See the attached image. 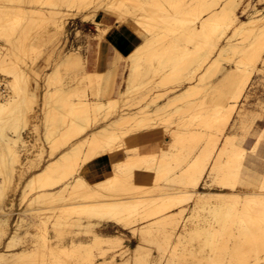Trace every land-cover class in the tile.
I'll list each match as a JSON object with an SVG mask.
<instances>
[{"label": "bare ground", "instance_id": "6f19581e", "mask_svg": "<svg viewBox=\"0 0 264 264\" xmlns=\"http://www.w3.org/2000/svg\"><path fill=\"white\" fill-rule=\"evenodd\" d=\"M0 1H18L21 3L24 0ZM33 1L40 2L42 5L44 3V0ZM90 2L91 0H48V2H46L48 5L61 6L50 7L52 17H50L51 19L48 18L52 21L51 23L53 26L52 30H49L53 44L57 45L60 56V61L56 69L49 73L55 80L59 79L63 72L67 74L68 71H73L70 69L69 64L74 56H78L81 62L79 70L73 71L75 75H78L76 74L77 72L80 73L87 68L86 59L82 57L78 48H70L72 50L66 51L65 46L60 41L61 37H63L61 35L66 32L67 19L81 18L84 12L88 11L87 7L79 6L66 7L65 10H63L62 6L64 7V5L68 4L86 5ZM137 2H139V0H137ZM142 2L149 5L155 4L160 6L149 7L145 10L146 16L150 17L147 23L151 25L153 31L158 34L157 48L143 62L138 61L134 65H129V71L125 79V87L122 90H118L121 98L128 99V95L134 91V89L139 87V85H143V94L140 95L141 97L135 103L137 111L130 110L129 112L127 110L126 112L124 108L119 111L116 109L118 111V114L116 113L117 118L111 124H106L100 129L88 132V128H90L93 123L97 124L98 122L97 118H95L94 122L91 121V112L99 113L107 106V103H104L105 101L102 102V99L100 100V98H97L99 96H104V93L107 95L111 90L113 91V86L111 82L108 90L105 92V89L103 90V87L99 84L93 85L95 82L92 81L98 76L96 77L94 73L90 75V73L86 71V74L80 77L81 81L79 85L82 86L78 87L80 92L77 89L79 93L77 96L81 97L79 101L75 103L68 97L71 91L67 88L64 90V93L62 92L61 96L58 97L57 105L54 107V110L46 111L42 118L47 125L45 132L46 140H49V135L56 131V129L53 128L56 124H67V129L62 136L60 144L62 146H67L69 144H86L89 145L91 151L99 146L102 141L118 134L115 132L118 125L128 124L130 126L138 121H152L156 124H160V121L164 119L160 117V113H164V111L171 106L170 103L172 101L168 100L167 102L161 103L159 100L165 96L171 97L170 95L172 94H177L176 96L173 95L175 97L173 101L185 100L183 104L177 106L175 110L176 114L179 116V121H175V123L180 126V129L174 127V130L176 131V135L180 137L181 150L189 140L190 143L194 141L195 144H197L202 137H204L203 140H205V142L209 139L205 134L199 135V137H196L197 135H191L189 139L186 133L181 129L182 127L189 124L191 125L194 120H198L199 123H204L205 127L213 129L216 126L218 116L229 104L234 103L235 106L232 107L229 112V119L227 121V123H231V119L235 117L234 113H236V107H239L244 95L236 98L235 101H233L230 96L232 101L214 105V100H216L218 94H220L218 90H215L216 88L212 87L211 90L215 91L210 92V88L192 87V85H207V81L211 79H213L214 83L220 76V74L218 75L217 73L219 64L221 62H234L233 56L235 55L241 57L239 65H243V69H245L246 58L243 54L245 53L246 47L254 46L253 50L258 51L261 45L264 44V32L261 31V29L264 28V21H261L258 16H252L250 17L252 22L246 23V26L238 31H232V28L221 31L218 24L214 22L217 10L212 6L216 4H227L229 0H142ZM171 4H179L181 7L170 11L165 5ZM184 5H190L192 7H183ZM45 9L49 10V7H42L38 10L41 16H37H39L40 19L46 15V13L44 14V11H46ZM9 10L10 9H6L5 5H0V25L12 24L17 27L19 20L15 18H11L12 20L7 19L9 17ZM220 11L222 12L223 9H220ZM173 12L178 14V18L181 21L194 20L195 22L191 24V28L194 31H189L187 24L172 22L169 18ZM11 16L13 17L15 15L13 14ZM205 16L210 17V19L205 23H198L199 20ZM58 21L62 22L59 32L57 30ZM238 38L242 41L236 43L235 41ZM249 39V44L248 42L247 44H242ZM225 56L231 58L225 59ZM194 65L197 66L196 70L192 68ZM202 68L203 70L199 74V77L198 75L196 76V71ZM224 70L225 68H223L221 72ZM227 70L229 71V69ZM0 72L8 78L6 81L8 84L4 81L5 79L0 78V95H4L6 89L12 92V95L8 96L5 94L0 99V109H2L0 110V264H70V260L72 259H77L78 264H98L94 259L95 249L100 250L104 257L100 261H108L110 259L112 264H128L129 259H118L116 256H111L109 258L105 257L109 251L114 252L126 247L121 234L91 232L92 237L87 241L72 239L67 245L61 241V238L67 234L72 235V233H75L72 237H76L79 235V229L81 228L89 229L86 231V233H89L90 229H93L102 221L115 224L112 221L100 220L98 217L91 215L90 212L92 209L110 208L118 204L132 205V207H126L123 210L126 212L139 213L143 223L147 225L145 231L149 236L159 238L162 234L168 241L175 236L177 238V243H181L180 237L177 234L181 231H188L190 229L187 228V224L179 226V222L186 210L184 205L187 203L179 204L177 202L178 197L176 189L178 187L154 184V189L151 191L156 194L150 196L147 195L148 193L146 191H142L140 192L141 196H138L139 189H142L140 187H143L141 184H135V190L129 191L118 181H113L111 184L105 183L108 177L94 183L90 182L87 177H85L84 183L79 181L73 183L75 157L81 155V147L68 149L60 156L43 164L40 170L32 174L30 179L34 178L35 189H40L37 196L33 199V202L35 204L37 203V208L33 210L23 209V211L19 213L17 221H15V229L11 228L13 230H10L9 228L11 225L9 221L12 216V211H8L7 201H13V199H10V196H12V194L15 195L18 190H20L19 182H21L23 178L22 169L25 164L24 159L26 158L27 160L28 145L31 144L27 128L19 135V138H17L16 134L10 131V129L18 126L22 119L25 121L26 125L31 117L36 121L40 119L37 115L38 108H36V106H39L40 110L43 108L41 104L37 105L39 99L38 93L40 92L39 89H42L43 86H40L36 79L33 78L32 75H29L22 67L13 65V63L9 61L8 55L5 54L3 46H0ZM160 72L162 79H159H161V81L154 79ZM253 73L247 74V80L244 82L242 90L243 93L247 92L246 90ZM17 75L19 79H17ZM242 75H244V71L238 74V76ZM91 77L96 78L94 79ZM158 77L159 76H157V78ZM177 80H179L178 85L174 87L169 86L170 83ZM233 83L234 80L231 84V88ZM178 88H181L179 92H175V89ZM87 89L91 91V97L94 96L95 98H87L88 95L85 94ZM77 90L73 92H77ZM153 90L157 91V94L156 96L153 95V98H150L149 93ZM230 91L231 89L229 92ZM203 93H207V98L204 100L189 99V97L198 96V94L202 95ZM41 98L44 100L43 93L41 94ZM127 101L125 100V105ZM210 102L212 103L209 105ZM109 107H112V105L109 104ZM112 114L113 113L110 115ZM186 116L191 118L184 121ZM170 120L172 119L168 118V121ZM169 123L175 124L172 121ZM157 129L159 128L146 129L144 131L154 130L155 132ZM226 129L227 124L225 125V130ZM89 133H91L92 136H89ZM37 141L38 140H36V142ZM219 141L220 139L217 138L215 144L211 145L212 151L222 147L220 145L217 146ZM138 173L140 177L143 173L145 176H149L151 172L138 170ZM17 176L19 177L17 178ZM18 180L19 182H17ZM179 180L180 178H174L171 182L172 184H177ZM161 181L167 180L162 178ZM215 186L219 189L218 191L217 189H212ZM21 188L23 195V187ZM236 191L237 189H229L226 186L209 185L205 199L201 202L200 206H192L193 209L190 213V220L198 222L192 228L199 231L202 227L199 221L205 223L209 219H214L217 216L226 220L236 217L246 220L256 216L259 212L258 202L253 201L245 205L239 200L231 199L232 193ZM245 191H247V189ZM251 191L255 192L257 189L253 188ZM77 197L86 200L78 203L77 209L75 210V213L78 215L77 219L72 218L70 215H66L63 218L60 216L56 217V219L51 220V222H49L50 219L41 220L39 223L36 222L37 227L41 228L43 232L37 234L38 236H36L35 232H31V244L26 246L22 243L21 245L24 246H20L21 240L25 238V216L29 215L32 217L31 220L34 221L33 218L38 214L33 215V213H37L38 209L41 207L40 205L63 200V206H71L72 204H70V201L75 200ZM51 208L53 209L54 207ZM179 208H182V211L177 215L176 213ZM84 218L87 220L85 223H82ZM115 225L121 227L118 224ZM73 227H77L78 230ZM49 229L53 230L55 234L54 237L57 238L56 242L51 240L52 237H49ZM6 241L10 243H6ZM117 241H119V243H117ZM186 244L187 241L182 243L181 247H185ZM136 247H139V243L131 249L123 250L121 255L123 256V254L131 252L130 255L136 262L138 255ZM140 255L144 258L143 253Z\"/></svg>", "mask_w": 264, "mask_h": 264}, {"label": "snow or ice", "instance_id": "6c2138e0", "mask_svg": "<svg viewBox=\"0 0 264 264\" xmlns=\"http://www.w3.org/2000/svg\"><path fill=\"white\" fill-rule=\"evenodd\" d=\"M77 6L87 7L88 11L81 17L85 23L80 26V31L70 32V37L78 38V44L90 48L94 55L99 52L101 61L113 69L143 62L156 50L158 34L147 23L150 17L146 16L145 10L160 7L159 5L145 4L142 0H91L86 5H64ZM165 7L171 11L181 5L171 4ZM212 7L217 10L214 22L221 31L228 28L238 31L246 23L252 22V16H258L264 21V0H229L227 4ZM169 19L177 24H187L188 30L194 31L191 28L194 20L181 21L174 12ZM208 19L210 17L205 16L198 23H205ZM61 26L62 22L58 21V32ZM261 31L264 32V28ZM23 42L22 28L12 24L0 25V44L9 49H19ZM253 47H246L243 54L246 58L245 69L238 66L241 59L238 56L231 72L225 69L214 82L215 88L233 73L244 71V75L234 78L228 93L233 101L241 95H248L242 91L248 73H259V78L264 79V44L258 51L253 50ZM80 63L79 57L74 56L69 67L78 71ZM66 87L72 91L70 83ZM192 87L209 86L193 84ZM219 91L223 89L219 88ZM206 98L207 93L200 96L201 100ZM234 106V103L229 104L218 116L216 126L211 132L205 133L208 141L202 143L194 154L181 155L180 137L169 127L168 119L164 118L160 124L138 121L123 132L102 141L86 155L75 157L73 183H84L86 173L95 175L103 171L102 166L106 165L108 178L105 183L118 181L129 191L135 190V184L144 182L139 177L138 170L150 171L152 176L149 177V182L155 180L157 184L161 183L162 178L169 182L180 178L176 189L177 202L187 203L189 207H199L209 185L214 184L237 189L230 198L239 200L242 204L258 202L259 212L256 216L246 220L239 217L226 220L217 216L206 221L199 231L192 228L178 233L181 243H170L163 236H149L145 231L147 225L143 223L140 214L123 210L132 207L131 204L92 209L91 215L100 220L112 221L127 229L130 236L137 237L139 247H136V264H264V93L256 107L241 110L239 116L227 123L229 112ZM153 128H159V131L151 133V138L140 134ZM25 130L26 123L23 119L18 126L10 129L17 138ZM217 138L222 147L212 151L211 145L215 144ZM253 188L257 191H251ZM180 211L182 208L176 214ZM185 241L187 244L182 248L181 244ZM98 264H112V261H99Z\"/></svg>", "mask_w": 264, "mask_h": 264}, {"label": "rangeland", "instance_id": "374dc122", "mask_svg": "<svg viewBox=\"0 0 264 264\" xmlns=\"http://www.w3.org/2000/svg\"><path fill=\"white\" fill-rule=\"evenodd\" d=\"M46 2H48V0H44V3L42 5V3L40 2H36L33 0H24L21 3L18 1H0V5H5L6 9H10L9 10V17L7 18L8 20H12V19H17L19 20V23L17 24L18 28H22L23 32H24V42L21 44L19 49L13 48V49H9L5 46H3L2 44H0V46L4 47V52L6 55H8L9 57V61L13 63V65H17L22 67L26 72L29 73V75H32L33 78L36 79V81L39 83V85L43 86V88L39 89V99H38V103L37 105H39L40 99H41V94H44V100H43V108L40 110L39 106H36V108H38V118H40L38 121H36L34 118L31 117V119L28 120L26 128L29 132V141L31 142V144H29L28 146V151H27V160L26 158L24 159V166H23V178L21 180V182H19V180L17 182L20 183V190H18V192L14 195L12 194V196H10V199H13V201L8 200L7 201V205H8V211L11 212V218H10V230L15 229L14 226L16 224L15 221H17V218L19 217V213L21 211H23V209H35L37 208V203L35 204L33 202V199L37 196V193L40 189H35L34 186V178L30 179L32 174L38 170H40L43 166V164L47 163L49 160L56 158L57 156H60L63 152L67 151L68 149H73V148H80L81 147V154H87L90 151L89 145L86 144H69L67 146H62L60 144V141L62 139V136L64 135L66 129H67V124H62V125H58L56 124L53 128L56 129V131L52 134L49 135V140H46V122H44L42 120V118L44 117L46 111H52L54 110V107L57 105V101H58V97L61 96L62 92L64 93V90L67 89V87L65 86L66 84H71L72 86V91L71 93L69 92L70 96H68L69 98L72 99L73 102L77 103L79 101V99L81 98L80 96H77L78 87H82L80 86L79 82L81 81L80 77L83 76L84 74L90 73V75H92L93 73L95 74V76L97 77H91L94 78L92 82L93 85H97L99 84L101 87H103V90L106 88V84H107V80H108V76L109 74L112 72V70L114 71L115 75V80L113 79V91L111 90L110 93H108L107 95L104 96H99L97 99L100 98V100L104 103H107V106L104 107V109L99 112V113H94L93 111L90 114L91 117V121L94 122L95 118H97L98 122L97 124H92V126H90V128H88V132H91L93 130L96 129H100L103 126H105L106 124H111L116 118H117V114L118 111L121 110L122 108L125 109V111L127 112V110L130 112V110H134L137 111V108L135 103L139 100V98L141 97L140 95L143 94L144 88L143 85H139V87H137L136 89H134V91H132L129 95H128V99L125 98H121V95L119 94L118 90H122L125 87V82H126V76L128 74L129 71V66L124 67V68H117V69H112V67L110 66L108 68L104 67V68H100L101 70L99 71H92L89 70V63H90V53L92 52V50L90 48H85L82 47L78 44V38H72L70 37L69 33L72 31H80V26L83 25L85 22L81 20V18L77 17V18H70L67 19V24H66V32L65 34L61 35L63 37H61V43H63V45L65 46V50H72L74 48H78L79 52L81 53L82 57L86 59V69L84 71H81L80 73H76L78 75H75V72L73 71H68L67 74L65 72H63L60 76L59 79H53L52 75H49V73H51L52 71H54L56 69L57 64L60 61V56H59V52L57 50V45L53 44V40L51 37V33L49 30H52V21L50 20L52 17L51 15V10H50V5H48ZM20 7V8H19ZM48 8L49 10L45 9L46 11H44V14L46 13L45 16L42 17V19H40L39 16V9L40 8ZM22 8V9H21ZM66 7L62 6V9L65 10ZM12 10V11H11ZM11 11V12H10ZM50 11V12H49ZM15 16H11L13 15ZM16 12V14H15ZM6 15V16H8ZM39 15V16H37ZM10 18V19H9ZM12 18V19H11ZM50 18V19H48ZM40 19V20H39ZM36 21V22H35ZM36 23V24H34ZM38 26V27H37ZM241 38V37H240ZM238 38L236 39V43L237 42H241L242 40ZM253 40V39H252ZM249 44L250 39L246 42H243L242 44ZM72 48V49H70ZM23 57V59H22ZM238 57V55L233 56V60L234 62L232 63H220L218 66V75L221 74V70L223 68L225 69H229V72H231L233 64L236 62V58ZM225 59L231 58L228 56L224 57ZM241 69H243V65H238ZM193 70L197 69V66H193L192 67ZM108 69V70H107ZM104 70V71H102ZM203 68L201 70H197L196 71V76L202 72ZM92 73V74H91ZM241 72H237V73H233L231 77H229L227 80L223 81L221 83V85L216 86L215 90H218V92L220 94H218V97L216 100H214L213 104H224L226 102L232 101L230 99V95H228L229 90L231 89V84L234 80L235 77L238 76V74ZM94 76V75H93ZM157 76H159L157 78ZM2 75V73L0 72V78L1 79H5L4 81L6 82L8 80V78ZM37 77V78H36ZM260 74L254 72L252 75V78L250 80V83L248 85L247 88V92L248 95L242 98L241 101H245L244 103H240L239 107H236V113H234L235 117L239 116L241 114V110H247L249 108L252 107H256L261 100V95L262 93H264V79L259 78ZM161 72L159 74H157L155 76L154 79L161 81ZM179 80L174 81L172 83L169 84L170 87H174L176 85H178ZM211 82V83H209ZM7 83V82H6ZM34 83V81H33ZM8 84V83H7ZM207 85L210 88V92H214L215 90H211V88L213 87L214 83H213V79L207 81ZM75 88V89H74ZM219 88H222L223 91H219ZM78 89V90H77ZM181 88L175 89V92H179ZM77 90V92H73ZM2 91V90H1ZM80 92V90H79ZM174 92V91H173ZM155 93V94H154ZM12 95V92L9 89H6L4 91V95ZM68 94V95H69ZM86 95H88L87 98H95L94 96H92L91 91L89 89H87ZM157 91L153 90L152 92L149 93V97L153 98L154 96H156ZM171 94V93H169ZM4 95H0V99L4 96ZM154 95V96H153ZM170 95L171 97H163L162 99L159 100V102L163 103V102H167L168 100H171L172 102L170 103L171 106L169 108H167L166 111H164V113H160V117L162 118H170L172 120L173 123L178 122L179 121V116L176 114L175 110L177 108V106L183 104V102L185 100H174L175 98L174 96L176 95ZM200 96L198 94L192 97H189V99H200ZM79 97V98H78ZM147 97V98H149ZM111 98V100H110ZM108 99V100H107ZM117 100V101H115ZM123 100V101H122ZM125 100L127 101V104L125 105ZM117 103V104H116ZM212 102L209 103V105ZM109 104L112 105V107H109ZM114 104V105H113ZM117 105V106H116ZM125 105V106H124ZM123 106V107H122ZM134 108V109H133ZM118 111H117V110ZM239 109V110H238ZM114 110V111H112ZM33 113V112H31ZM111 113H113L112 115H110ZM117 113V114H116ZM121 113V112H120ZM168 115V116H167ZM173 115V117H172ZM159 117V118H160ZM191 117H185L184 121L190 119ZM169 121V122H170ZM162 122V120L160 121ZM169 127L173 128H179L180 126L175 124H171L169 123ZM200 124V125H199ZM129 127L128 124H124V125H118L115 132L116 133H121L123 132V130L125 128ZM182 127V126H181ZM35 129L34 131H32L31 129ZM186 135L188 136V138L190 139L191 135H197L196 137H199V135L201 136L202 134H205L207 132H211L212 129H209L207 127H205L204 123H199L198 120H194L193 123H191V125H187L181 128ZM227 130V129H226ZM159 129H157L155 132H158ZM146 132H154L153 131H146ZM89 136H92L91 133H89ZM142 135V133H140ZM204 137L201 138L200 141H198L197 144H195V142H191L190 140L186 142V145L182 148L181 150V155L183 156L185 153L188 154H194L196 152V150L199 148V146L202 143H205V140H203ZM36 140H38L36 142ZM61 145V146H60ZM222 146L220 141L218 142L217 146ZM27 161V162H26ZM107 169V166H106ZM107 174V172L105 173V175ZM151 174L149 176H145L144 173L140 175V178L143 179V183H138L141 184L140 187L142 188L141 190L139 189V192L137 190V192L139 193L138 196L140 195V192L142 191H146L147 195H154L156 194L155 192L153 193L151 190L154 189V184H157L154 180H151L149 182V177H151ZM88 176H91V179L94 178H99V177H93L90 173H86L85 177L88 178ZM104 176V175H103ZM100 176V177H103ZM19 176H17L18 178ZM91 179H89L90 182ZM31 180V181H30ZM153 182V184H152ZM157 185H172L174 187H179V183H173L169 182V181H161L160 184ZM23 187V195H22V188ZM212 189H217V187L215 186ZM86 201L84 198L81 197H77L75 200L70 201V204H72L71 206H63L64 202L63 200H58L55 203H45L40 205L41 207L38 209L37 213L34 212L33 215L38 214L37 216H35L33 218L34 221H32V217H30L29 215L25 216V238L21 240L20 246H29L32 240L31 237V232H35L36 236H38L37 234L42 233V229L37 227V223H39L41 220H45V219H50L49 222H51V220L56 219V217H61L63 218L66 215H70L72 218L77 219L78 215L77 213H75V210L77 209L78 203ZM190 203V202H189ZM186 207V210L184 212L183 217L181 218L180 222H179V226L180 225H185L187 224V228L191 229L193 226H195L198 222L196 221H191L190 219H186L187 217H190V213L192 212L193 207H189L188 204L184 205ZM12 207V208H11ZM51 207H54L53 209ZM31 213V212H30ZM87 219H83L82 223H85ZM93 220H97V219H93ZM37 222V223H36ZM50 224V223H49ZM199 224L202 226L204 224V222L199 221ZM13 228V229H11ZM73 228H77V227H73ZM78 230V228H77ZM89 230L87 228H81L79 229V235H77L76 237H72V235H75V233L71 234H67L65 236H63L61 238L62 243L64 244H68L72 239L75 240H90L92 237L91 232H98V233H103V234H121L123 237V241L125 242V246L124 249L121 250H117L114 252H110L108 254L105 255L106 258H109L111 256H116V258L120 259V258H124V259H129L128 264H136L135 260L132 259V256L130 255L131 252H129L128 254H123V256L121 255L123 250L125 249H131L134 246H136L138 244V240L136 236H130L128 234V230L123 229L122 227H119L113 223H108L106 221H102L99 225H97L96 227H94L93 229H90L89 233H86V231ZM49 237H52V241H57V238L54 237V232L52 229H49ZM77 234V233H76ZM164 235H160V237ZM38 238V237H37ZM36 239V237H35ZM172 241H176L177 242V238L175 236H173V238L169 241L170 243ZM24 245H21V244ZM28 244V245H27ZM104 257L101 254L100 250L95 249L94 250V259L96 262H99L100 260H102ZM77 259H72L70 260V264H78Z\"/></svg>", "mask_w": 264, "mask_h": 264}, {"label": "crops", "instance_id": "0c3cea01", "mask_svg": "<svg viewBox=\"0 0 264 264\" xmlns=\"http://www.w3.org/2000/svg\"><path fill=\"white\" fill-rule=\"evenodd\" d=\"M107 66H108V68L110 67L109 65H107V64H105L104 62L101 61L100 56H99V52L95 53V55H94L93 51L90 53L89 70L99 71L102 68L107 67ZM102 71H104V70H102ZM115 75H116V73L114 74V71L112 70V72L108 76L109 78L107 80L105 92L108 90V88H109L111 82L113 81V79L115 80ZM40 102H41L40 104H41V107H42L43 106V98H41ZM151 133H153V132H146V131H144V132H142V135L145 136V138H151ZM102 167H103V171H101L99 173H96L95 175H93V174L90 173L93 177H99V178L91 179V181L93 183L94 182H97V181H101V180L107 178V174L105 175V173L107 172L106 165H104ZM100 176H103V177H100Z\"/></svg>", "mask_w": 264, "mask_h": 264}]
</instances>
